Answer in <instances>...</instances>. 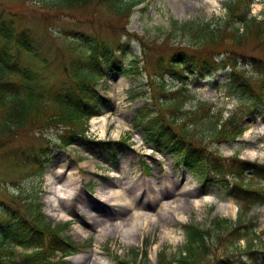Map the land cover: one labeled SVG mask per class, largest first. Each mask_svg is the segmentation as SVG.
<instances>
[{
	"label": "trees",
	"instance_id": "16d2710c",
	"mask_svg": "<svg viewBox=\"0 0 264 264\" xmlns=\"http://www.w3.org/2000/svg\"><path fill=\"white\" fill-rule=\"evenodd\" d=\"M37 1L41 11L34 6L30 11L39 13L37 25L0 4V165L12 170L10 181L17 176L40 178L50 143L66 147L85 136L89 118L107 105L109 99L99 90L102 80L112 72H128L127 45L116 38L111 24L106 27L111 40L86 27L60 29L62 45L55 51L51 12L77 19L82 12L86 21L81 24L105 27L95 20L104 15L129 19L141 0ZM254 2L225 1L223 18L170 19L159 40L145 46L143 65L133 60L135 73L144 74L147 82L132 89L130 97L147 95L153 102L151 108L146 103L136 112L143 138L179 159L203 187L223 186L237 205L234 220L214 216L205 225L184 224L183 244L172 256L160 251L157 264H264L263 232L250 214L254 206L264 204V162L219 151L221 144L236 141L246 118L264 119V4L259 18L250 12ZM225 68L230 69L228 87L238 96L239 106L226 117L222 107L207 101L185 108L194 98L188 78ZM53 126L59 133L55 142L46 134ZM11 197L23 217L0 212V264H73L65 257L81 245L63 234L68 223L48 220L37 197Z\"/></svg>",
	"mask_w": 264,
	"mask_h": 264
},
{
	"label": "rangeland",
	"instance_id": "374dc122",
	"mask_svg": "<svg viewBox=\"0 0 264 264\" xmlns=\"http://www.w3.org/2000/svg\"><path fill=\"white\" fill-rule=\"evenodd\" d=\"M209 1H213L214 5L206 8L204 0H141L132 7L129 19L119 20L104 15V20H95L106 23L105 27L81 24V21H86L82 12L76 14L78 19L68 15L58 18L51 12L52 47L55 51L57 45H62V39L58 38L60 29L86 27L98 30L105 39L111 40V32L106 28L111 24L117 31L114 33L116 38L127 45L125 63L128 72L127 75L112 72L101 82L100 93L109 99L101 113L106 117L104 132L101 131L100 122H93L92 117L88 122L86 135L76 138L73 144L56 147L50 143L40 178L27 176L17 180V176L14 178L16 180L10 181L12 170L0 165V179H5L0 181V212L10 211L23 217L16 206L10 203L13 200L11 196L27 201L37 197L48 220L54 223L69 222L63 234L81 245L78 252L70 257L74 264H116L119 260L130 264H157V254L161 250L164 249L172 256L183 243L184 224L192 222L205 225L213 216L234 218L235 213L223 215L218 210L221 203L231 202L235 206L223 187L208 185L202 188L200 178L178 165V160L173 156L162 150H154L142 138L136 112L146 103L151 108L153 102L147 95L130 97L132 89H141L147 82L144 74L135 73L136 64L133 60L143 65L145 46L150 45V41L159 40L162 27L167 28L170 19L184 21L225 17L224 2L227 0ZM262 1L255 0L252 4L253 15L261 13L264 4ZM37 2L0 0L1 6L23 13L31 25L39 23V13L30 12L33 6L38 12L41 11L42 5ZM42 13L45 14L46 11ZM39 27L42 28V24ZM54 63L55 67L51 69L56 68L57 60ZM229 78L228 68L210 73L204 78L189 77L188 87L194 98L185 108L196 106L199 101L205 100L213 103L216 108L224 107L225 117L228 109L235 108L238 104L237 98L228 92L226 85ZM166 81L169 82V79L166 78ZM174 88L176 85L172 87ZM247 124L248 128L238 141L221 145L220 152L229 156L238 150L240 157L262 161L264 120L259 118L252 122L249 118ZM46 134L51 141H58L56 127L49 128ZM100 140L103 142L98 143ZM252 151L257 155L251 158L249 156ZM70 172L78 177L75 179L77 189L63 196L62 183L68 180ZM151 181L155 182V188L163 195L158 203ZM167 182H171L169 189ZM101 190L104 193H124L130 200L135 197L136 206L144 207L150 214L156 213L159 203L176 200L178 193H181V201L174 207L175 210L168 213L167 234L162 236L161 222L153 224L149 220L144 226L137 222L131 229V206L120 208L111 205L110 200L102 197ZM148 193L150 195L146 197ZM194 199L200 200L198 207L192 204ZM252 214L256 217L258 231L263 232L264 240V205L255 206ZM155 221L157 219L153 222ZM20 249L17 247L18 251Z\"/></svg>",
	"mask_w": 264,
	"mask_h": 264
},
{
	"label": "bare ground",
	"instance_id": "6f19581e",
	"mask_svg": "<svg viewBox=\"0 0 264 264\" xmlns=\"http://www.w3.org/2000/svg\"><path fill=\"white\" fill-rule=\"evenodd\" d=\"M204 5L206 8H209L210 6L214 5L213 1H209V0H204ZM93 122H100V127H101V131L104 132V124L106 122V117L104 115L101 116H97V117H93L92 119ZM119 128H121V126H118ZM119 130L116 132V135H118ZM257 154L252 151L250 152V156L249 157H255ZM78 171V169H77ZM61 172V171H60ZM75 179H78V177L76 178L74 176V174L72 172L69 173V177L68 180L65 183H62L63 186V196L69 194L70 192L72 193L75 189H77V183L75 181ZM151 188L152 191H154V195L156 196L157 199V203L160 201L161 197H163L162 193L157 191V189L155 188V182L151 181ZM169 184H171V182H167V188L169 189L170 186ZM61 187V186H60ZM59 187V188H60ZM146 191V190H145ZM102 197L107 198L108 200L111 201V205L114 206H119L120 208H129L131 206V229L134 227L133 225H135L137 222L141 223V226H144L149 220L152 221L153 224L159 223L161 222V226L163 228V231L161 232L162 236H165L167 234V228H168V213L170 212V210H175L177 207V203H179L181 200L180 195L176 200H172L171 202H161L158 204V210L156 211L155 214H150L147 209H145L144 207L138 208L137 203H136V198L135 197H131V200L129 197H127L126 195H124V193H119L118 191H112L110 193H104L103 190L100 191ZM150 193L147 194L146 197H149ZM173 195V193L171 194ZM200 200H196L194 199L192 201V204L196 207L199 206L200 204ZM143 204H145V202L143 201ZM218 210L220 213H222L223 215H233L235 213V206L231 203H221L218 206ZM155 219H157V221L153 222ZM142 235V233H141Z\"/></svg>",
	"mask_w": 264,
	"mask_h": 264
}]
</instances>
